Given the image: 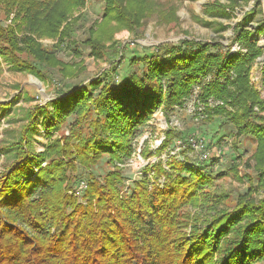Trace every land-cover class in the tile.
Masks as SVG:
<instances>
[{
    "label": "trees",
    "instance_id": "trees-1",
    "mask_svg": "<svg viewBox=\"0 0 264 264\" xmlns=\"http://www.w3.org/2000/svg\"><path fill=\"white\" fill-rule=\"evenodd\" d=\"M100 1L103 25L129 31L140 25V12L127 15L120 0ZM66 2L84 5L0 0V66L47 83L46 72L62 66L55 54L63 47L75 52ZM221 6L213 15L227 17ZM239 27L234 40L244 52L236 54L218 43L182 40L144 48L124 62V49L114 43L120 54L106 73L71 91L59 89L44 107L18 110L14 115L21 112L24 123L17 138L0 145V264H264V100L249 79L262 51L251 31ZM255 31L264 34V20ZM44 37H58L57 43L46 48L38 42ZM83 43L100 57L94 39ZM260 81L264 89V69ZM195 89L202 102H222L204 108L205 123L222 119L234 139L253 141L251 161L244 163L250 173L236 175L241 158L233 145L239 156L227 171L213 173V160L191 165L174 157L128 179L123 168L133 142L154 112L161 109L169 119ZM21 98L0 102V125ZM39 129L47 142L36 152ZM174 138L190 148L189 139L168 130L155 154L170 150ZM229 175L245 190L233 194L216 185Z\"/></svg>",
    "mask_w": 264,
    "mask_h": 264
},
{
    "label": "rangeland",
    "instance_id": "rangeland-1",
    "mask_svg": "<svg viewBox=\"0 0 264 264\" xmlns=\"http://www.w3.org/2000/svg\"><path fill=\"white\" fill-rule=\"evenodd\" d=\"M120 1L126 7L127 15L133 12L141 13L140 25L135 26L132 31L127 28L117 29L115 23L103 25L101 16L105 4L100 0H83L84 5L74 8L71 7V2H66L72 8L67 19L70 23L69 28L73 27L71 39L76 44L75 52H72L69 47H63L55 54L62 66L59 68L57 65L46 72L47 83H42L29 74L12 71L4 63L1 64L0 102H8L19 94L24 98L14 104L8 118L1 120L0 145L17 138V131L24 123L21 122V112L18 116L14 115L18 110H30L35 106L44 107L57 99L56 93L59 89L71 91L106 73L113 61L117 63V57L120 54L117 50L113 53L114 43H119V51L124 49V62L144 48L176 44L182 40L218 43L224 50L228 48L229 53L236 54L244 52L234 40L237 28L241 25L240 29L246 28L251 31V38L257 41V46L262 51L251 67L249 79L258 91L260 99L264 100V89L260 83V76L264 69V34L255 31L258 23L264 20V0H237L238 5L233 8L230 7L228 0ZM221 5L228 13L227 17L213 15ZM249 12H253L254 15L249 16V20H245L244 16ZM87 37H91L102 47L100 57L90 54V49L83 43ZM57 39L58 37H44L38 39V42L48 48L55 45ZM124 62L123 68L119 70L125 69ZM104 78L106 77L102 76V79ZM197 96L199 91L195 89L184 106L179 109L175 107L172 114L170 112L169 119H166L161 109L154 112L141 134L133 142L134 153L123 168L128 179L137 178L148 166L157 162L164 165L165 161H170L174 157L179 161L186 159L191 165L200 162L208 164L207 160H213V173L227 171L232 160L239 156L233 145H236L241 158L236 175L250 173V169L246 168L244 163L251 161L253 141L244 138L234 139L233 133H230V128L223 124L222 119L213 120L209 124L205 123L207 112L204 113V108L208 111L216 109L222 106V102L213 98L202 102ZM17 117L19 118L15 120ZM168 130L176 133L177 136L189 139L190 148L177 147L176 141H179V138H174L172 145L169 146L170 150L166 149L157 156L155 153L161 148ZM64 132L67 134V130ZM46 142L47 138L44 137L43 130L39 129L33 143L34 150L41 152ZM143 151L151 153V157L144 158ZM4 162L3 157L0 156V171ZM103 166L102 163L101 167L96 169L97 173H103ZM163 167L167 169L166 164ZM86 173L84 169L79 168L78 175L82 179L85 178ZM235 176H226L216 182V185L233 194L244 191L246 184L238 182ZM159 183L162 184L163 179H160Z\"/></svg>",
    "mask_w": 264,
    "mask_h": 264
},
{
    "label": "built area",
    "instance_id": "built-area-1",
    "mask_svg": "<svg viewBox=\"0 0 264 264\" xmlns=\"http://www.w3.org/2000/svg\"><path fill=\"white\" fill-rule=\"evenodd\" d=\"M176 145H177V147H179V148H181V147H182V145H181L180 141H176ZM84 188H85V185H84V183H81V184H80V186H79V188H78V191L76 192V195H78V194H79V192H80L82 189H84Z\"/></svg>",
    "mask_w": 264,
    "mask_h": 264
}]
</instances>
